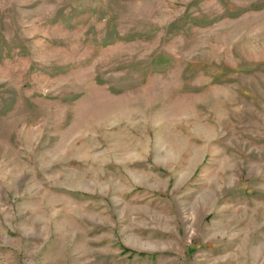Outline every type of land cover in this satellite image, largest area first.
Returning <instances> with one entry per match:
<instances>
[{"label":"rangeland","instance_id":"obj_1","mask_svg":"<svg viewBox=\"0 0 264 264\" xmlns=\"http://www.w3.org/2000/svg\"><path fill=\"white\" fill-rule=\"evenodd\" d=\"M0 264H264V0H0Z\"/></svg>","mask_w":264,"mask_h":264}]
</instances>
